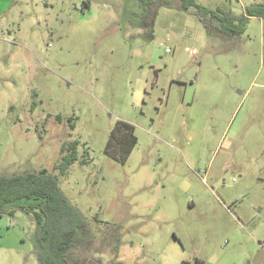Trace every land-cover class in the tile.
Returning <instances> with one entry per match:
<instances>
[{
    "label": "rangeland",
    "instance_id": "1",
    "mask_svg": "<svg viewBox=\"0 0 264 264\" xmlns=\"http://www.w3.org/2000/svg\"><path fill=\"white\" fill-rule=\"evenodd\" d=\"M195 1L151 26L136 0H0V177H57L90 229L72 260L264 264V19L220 21L264 0ZM119 120L124 164L106 153ZM38 234L0 216V264H41Z\"/></svg>",
    "mask_w": 264,
    "mask_h": 264
},
{
    "label": "trees",
    "instance_id": "2",
    "mask_svg": "<svg viewBox=\"0 0 264 264\" xmlns=\"http://www.w3.org/2000/svg\"><path fill=\"white\" fill-rule=\"evenodd\" d=\"M144 12L151 19V26L158 9L162 5H169L172 1L179 2L184 10L197 6L195 0H136ZM197 16L210 32L212 26L206 20L209 11L198 7ZM212 18H219L213 13ZM246 17L241 20V27L233 25V19L223 17L222 28L231 35L244 32L246 21L249 17L264 19V5H256L246 9ZM232 25L234 28H232ZM137 145L132 124L119 120L111 134L106 148V153L114 160L126 163ZM77 143L71 145L70 155H65L57 168L65 174L70 165L76 161ZM68 150V149H67ZM66 148L62 149L64 153ZM28 213L38 224V241L40 245L39 259L41 264H85L83 260H72L71 251L80 239L87 238L90 229L81 215L65 199L58 179L47 170L39 173H25L13 176L0 177V216L13 215L16 210Z\"/></svg>",
    "mask_w": 264,
    "mask_h": 264
}]
</instances>
